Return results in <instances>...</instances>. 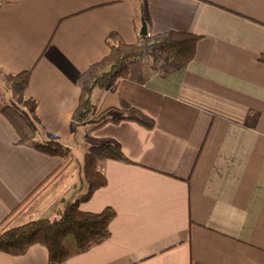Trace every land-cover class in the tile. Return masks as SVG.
<instances>
[{"label": "crops", "instance_id": "1", "mask_svg": "<svg viewBox=\"0 0 264 264\" xmlns=\"http://www.w3.org/2000/svg\"><path fill=\"white\" fill-rule=\"evenodd\" d=\"M142 1L147 35L201 36L194 58L166 73L138 59L115 89L92 90L98 110L137 108L153 128L81 122L72 135L78 76L109 53L110 32L139 40L138 0H0V71L31 70L38 137L72 153L17 143L0 113V224L54 217L84 191L87 148L112 140L131 162L98 161L107 183L79 205L113 208L110 235L58 264H264V0ZM10 96L0 76V105ZM47 260L42 244L0 251V264Z\"/></svg>", "mask_w": 264, "mask_h": 264}, {"label": "trees", "instance_id": "2", "mask_svg": "<svg viewBox=\"0 0 264 264\" xmlns=\"http://www.w3.org/2000/svg\"><path fill=\"white\" fill-rule=\"evenodd\" d=\"M137 16L138 25L141 26L145 19L142 0H138ZM200 37L191 32L166 30L140 36L136 43L130 44L124 42L117 32H110L106 36L109 53L87 66L78 76L80 94L72 115V135L75 134L76 125L81 122H90L91 129L107 122L119 123L123 120L135 121L148 129L153 128L154 120L137 108L121 109L113 106L98 110L90 97L92 90L115 89L121 78L130 77V65L138 59L147 60L154 71L160 69L166 73L182 68L194 58ZM258 60L264 63V54H260ZM30 71L24 69L15 74L0 71V76L7 81L11 93L10 99L1 103L0 113L14 127L18 136L17 143L51 156H72L70 148L61 139L38 137L41 124L36 113V100L25 94ZM104 159L131 162L115 141L103 140L89 146L80 166L85 181L84 191L75 201L58 210L52 218L31 219L13 225L9 222L0 224V251L20 255L31 245L42 244L47 248L48 264H58L107 239L110 235V222L115 217L114 209L106 207L102 211L91 212L82 210L79 206L96 189L106 185V177L97 167L98 161Z\"/></svg>", "mask_w": 264, "mask_h": 264}, {"label": "water", "instance_id": "3", "mask_svg": "<svg viewBox=\"0 0 264 264\" xmlns=\"http://www.w3.org/2000/svg\"><path fill=\"white\" fill-rule=\"evenodd\" d=\"M140 34L142 36L147 34V26H146V22L144 20L142 21V24L140 27Z\"/></svg>", "mask_w": 264, "mask_h": 264}, {"label": "rangeland", "instance_id": "4", "mask_svg": "<svg viewBox=\"0 0 264 264\" xmlns=\"http://www.w3.org/2000/svg\"><path fill=\"white\" fill-rule=\"evenodd\" d=\"M82 148H84V145H81V144H80V145L77 147L76 151H75V153H77V154L79 155V157L81 158L80 160H82V150H81ZM83 181H84V180H83ZM84 184H85V183H84ZM84 189H85V188H84ZM84 189H83V190H84ZM83 190H82V191H83Z\"/></svg>", "mask_w": 264, "mask_h": 264}, {"label": "built area", "instance_id": "5", "mask_svg": "<svg viewBox=\"0 0 264 264\" xmlns=\"http://www.w3.org/2000/svg\"><path fill=\"white\" fill-rule=\"evenodd\" d=\"M158 71H162V70L159 69Z\"/></svg>", "mask_w": 264, "mask_h": 264}]
</instances>
